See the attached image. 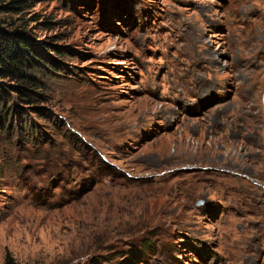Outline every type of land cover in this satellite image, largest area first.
I'll list each match as a JSON object with an SVG mask.
<instances>
[{
	"label": "rangeland",
	"instance_id": "374dc122",
	"mask_svg": "<svg viewBox=\"0 0 264 264\" xmlns=\"http://www.w3.org/2000/svg\"><path fill=\"white\" fill-rule=\"evenodd\" d=\"M19 15L47 61L33 101L0 77V262L264 264V0Z\"/></svg>",
	"mask_w": 264,
	"mask_h": 264
},
{
	"label": "trees",
	"instance_id": "16d2710c",
	"mask_svg": "<svg viewBox=\"0 0 264 264\" xmlns=\"http://www.w3.org/2000/svg\"><path fill=\"white\" fill-rule=\"evenodd\" d=\"M33 1L3 0L0 2V77L17 80L19 82L15 85L17 95L20 99L27 101H33L34 89L42 87V82L35 74L38 71H43L39 66L46 65L43 61H47V59L25 36L24 29L27 19L19 15L10 20L1 16V13H19L24 8L31 6ZM57 51L60 52V50ZM47 64L53 67L50 60ZM34 94L44 95L42 92ZM0 264L18 263L7 251Z\"/></svg>",
	"mask_w": 264,
	"mask_h": 264
},
{
	"label": "bare ground",
	"instance_id": "6f19581e",
	"mask_svg": "<svg viewBox=\"0 0 264 264\" xmlns=\"http://www.w3.org/2000/svg\"><path fill=\"white\" fill-rule=\"evenodd\" d=\"M255 11V10H254Z\"/></svg>",
	"mask_w": 264,
	"mask_h": 264
}]
</instances>
